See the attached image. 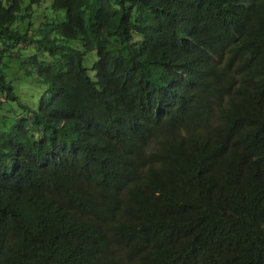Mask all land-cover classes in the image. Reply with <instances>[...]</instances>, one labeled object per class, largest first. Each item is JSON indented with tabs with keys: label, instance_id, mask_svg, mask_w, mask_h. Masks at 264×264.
Returning a JSON list of instances; mask_svg holds the SVG:
<instances>
[{
	"label": "trees",
	"instance_id": "obj_1",
	"mask_svg": "<svg viewBox=\"0 0 264 264\" xmlns=\"http://www.w3.org/2000/svg\"><path fill=\"white\" fill-rule=\"evenodd\" d=\"M0 264H264V0H0Z\"/></svg>",
	"mask_w": 264,
	"mask_h": 264
},
{
	"label": "rangeland",
	"instance_id": "obj_2",
	"mask_svg": "<svg viewBox=\"0 0 264 264\" xmlns=\"http://www.w3.org/2000/svg\"><path fill=\"white\" fill-rule=\"evenodd\" d=\"M50 1H51V0H47V3H49ZM43 9H44V7H43ZM49 12L51 13V11H43V10L39 11V12L37 13V17L35 18V21L37 22V24H38L39 22L43 21V20L45 19L46 16L51 17L52 15H51ZM94 54H95V53H94Z\"/></svg>",
	"mask_w": 264,
	"mask_h": 264
}]
</instances>
